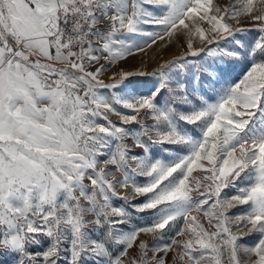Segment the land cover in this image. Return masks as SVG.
I'll list each match as a JSON object with an SVG mask.
<instances>
[{
    "label": "snow or ice",
    "instance_id": "obj_1",
    "mask_svg": "<svg viewBox=\"0 0 264 264\" xmlns=\"http://www.w3.org/2000/svg\"><path fill=\"white\" fill-rule=\"evenodd\" d=\"M0 264H264V0H0Z\"/></svg>",
    "mask_w": 264,
    "mask_h": 264
},
{
    "label": "rangeland",
    "instance_id": "obj_2",
    "mask_svg": "<svg viewBox=\"0 0 264 264\" xmlns=\"http://www.w3.org/2000/svg\"><path fill=\"white\" fill-rule=\"evenodd\" d=\"M180 51H181V49L176 48L175 46H172L167 50L157 49L154 46L152 49H147L146 52L139 53L137 56L132 58L129 61V64L130 65H137V64H140V62L142 60L151 64L157 55L162 54L165 58H170V57L178 54Z\"/></svg>",
    "mask_w": 264,
    "mask_h": 264
}]
</instances>
